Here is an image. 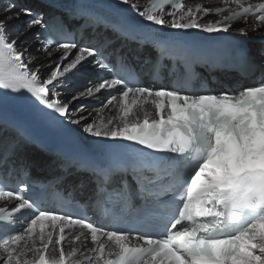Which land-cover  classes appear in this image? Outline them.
Returning a JSON list of instances; mask_svg holds the SVG:
<instances>
[{
	"label": "snow or ice",
	"instance_id": "snow-or-ice-1",
	"mask_svg": "<svg viewBox=\"0 0 264 264\" xmlns=\"http://www.w3.org/2000/svg\"><path fill=\"white\" fill-rule=\"evenodd\" d=\"M112 2L159 26L162 34L155 43L169 58L182 54L181 46L164 29L233 31L245 40L249 31L264 36V0H217L211 7L150 0L143 8L138 0ZM0 5V104L11 96L26 102L35 120L50 130L82 131L105 148H134L136 156L126 161L110 151L56 155L63 169L92 178L95 203L103 200L114 210L119 206L126 213L155 217L160 226L156 236L133 235L86 215L43 208L29 183L12 188L0 178V226L22 225L0 233V264H264V82L218 94L144 86L127 56L106 51L111 41L96 47L91 40L80 44L76 39L77 34L84 39L87 28L105 25L139 45L126 25L82 4L73 18L84 23L70 34L62 18L46 21L15 0H0ZM21 16L29 19L17 25ZM234 23L242 26L234 28ZM33 43L38 44L35 55L29 51ZM89 65L101 75L73 90V81ZM122 70L136 79L123 78ZM156 75L153 64L154 82ZM110 91L117 94L98 108L79 103L99 101L102 92ZM8 126L25 142L39 143L14 121L0 125ZM16 153V140L0 144L5 176L30 174V165ZM83 186L81 181L78 187Z\"/></svg>",
	"mask_w": 264,
	"mask_h": 264
},
{
	"label": "bare ground",
	"instance_id": "bare-ground-1",
	"mask_svg": "<svg viewBox=\"0 0 264 264\" xmlns=\"http://www.w3.org/2000/svg\"><path fill=\"white\" fill-rule=\"evenodd\" d=\"M0 7H2V5H0ZM28 35L30 36V34H28ZM37 47H38V44L33 43V44H32V47L29 49V51L32 52L33 55H35V54H36V48H37ZM41 59H43V58H41Z\"/></svg>",
	"mask_w": 264,
	"mask_h": 264
}]
</instances>
